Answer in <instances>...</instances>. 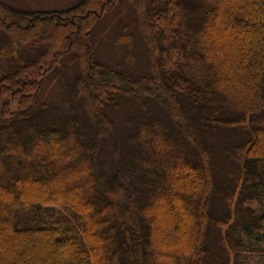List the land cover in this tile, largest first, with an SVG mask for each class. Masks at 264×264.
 I'll return each instance as SVG.
<instances>
[{"label":"trees","instance_id":"16d2710c","mask_svg":"<svg viewBox=\"0 0 264 264\" xmlns=\"http://www.w3.org/2000/svg\"><path fill=\"white\" fill-rule=\"evenodd\" d=\"M123 3L142 74L95 56ZM0 29L32 54L0 75V264H264V0L0 2Z\"/></svg>","mask_w":264,"mask_h":264},{"label":"rangeland","instance_id":"374dc122","mask_svg":"<svg viewBox=\"0 0 264 264\" xmlns=\"http://www.w3.org/2000/svg\"><path fill=\"white\" fill-rule=\"evenodd\" d=\"M77 1L78 0H0V2L4 6L15 8L20 12L24 13L36 12L37 10H62L70 7L74 3H77ZM133 17L134 16L133 12L131 11L130 5L128 3H123L111 10L110 12L104 14L100 19L95 22L93 26L94 28L92 29V33L95 34L94 44L96 48L95 56L97 60L107 65H111L115 68L120 66L119 64L122 63L124 48L119 45H114L112 42V36L119 21L126 23L128 29L135 32V28L133 25ZM1 30L2 29H0V75L8 71L12 66L21 64L28 58H32L31 53L25 52L20 47L21 44L18 42V40H16L17 38L15 35L7 37L5 36L7 34H4ZM136 33L137 32H135L134 40L137 50L136 53L137 55H139L140 51L143 52L144 50H142L141 47L138 48L137 46V44L140 43V40L139 37H137ZM137 55L136 67L141 61H143L144 66V55L143 60L141 56ZM62 61L63 63L58 66V72H56L54 76H52V78L49 79V81L45 82L42 86L40 90L42 91V94L39 96L40 99H45L46 97L51 95V93H54V91L56 92L58 90L55 83L60 81V78L64 79V77L70 78L73 76V73L75 71V60H73V57L64 56ZM120 67L128 70L132 74L143 73H137L136 71L129 69L125 64L124 66ZM116 121L117 123H119L118 119H116Z\"/></svg>","mask_w":264,"mask_h":264}]
</instances>
